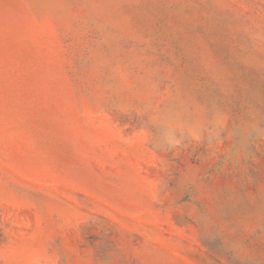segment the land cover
Masks as SVG:
<instances>
[{"label": "rangeland", "instance_id": "374dc122", "mask_svg": "<svg viewBox=\"0 0 264 264\" xmlns=\"http://www.w3.org/2000/svg\"><path fill=\"white\" fill-rule=\"evenodd\" d=\"M0 264H264V0H0Z\"/></svg>", "mask_w": 264, "mask_h": 264}]
</instances>
